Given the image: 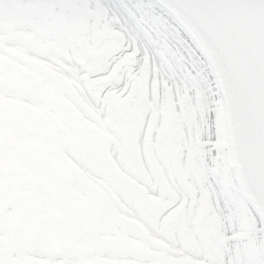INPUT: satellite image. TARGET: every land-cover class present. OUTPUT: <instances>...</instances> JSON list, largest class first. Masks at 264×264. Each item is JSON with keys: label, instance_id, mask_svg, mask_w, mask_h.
<instances>
[{"label": "rangeland", "instance_id": "obj_1", "mask_svg": "<svg viewBox=\"0 0 264 264\" xmlns=\"http://www.w3.org/2000/svg\"><path fill=\"white\" fill-rule=\"evenodd\" d=\"M7 8L19 13L11 5ZM189 41H184L186 72L191 81L188 91L204 102L203 113L212 112L217 98L207 81L211 76L205 74L209 65L199 47L194 48ZM198 49L201 71L191 62ZM101 62L95 61L98 65ZM7 72L6 67H0V264H54L55 260L62 264H224V257L231 252L224 220L208 202L203 208L196 210L194 203L187 209L169 192L163 176V170L170 169L193 193L194 185L208 175L200 159L204 148L193 144V132L184 130L179 159L165 134L157 138V143H152L149 135L145 160L131 156L117 129L112 128L108 134L93 120L91 130L78 129L69 138L54 132V98H38L41 89L37 83L8 77ZM19 92L24 97H13ZM140 95L131 105L129 113L133 115ZM157 101L155 98L148 103V114L166 115L179 127L196 117V113L181 116L176 110L163 113ZM172 136L174 140L177 137L176 133ZM228 148L225 144L220 152ZM111 149L116 150V158ZM121 153L131 157L128 172L117 163ZM66 154L89 170L94 181L86 180ZM218 161L223 165L222 153ZM233 183L242 197L235 177ZM243 200L237 212L238 223L247 226L252 236L232 242L245 247V240L264 238V227ZM134 207H150L164 214L157 236L167 244H180L181 253H174L153 238L134 217ZM127 211L132 213L131 218ZM246 261L259 264L248 256ZM230 264H235L234 258Z\"/></svg>", "mask_w": 264, "mask_h": 264}, {"label": "bare ground", "instance_id": "obj_2", "mask_svg": "<svg viewBox=\"0 0 264 264\" xmlns=\"http://www.w3.org/2000/svg\"><path fill=\"white\" fill-rule=\"evenodd\" d=\"M14 3L25 7L27 15L12 13L7 6ZM109 4V0H0V67H6L8 77L26 78L37 83L41 89L38 98L44 100L47 95L54 98V132H62L69 138L78 129L91 130V120L100 123L108 134L112 128L119 130L125 114H131V105L142 90H147L150 102L157 98L156 106L159 105L163 113L175 110L181 116L196 113L193 122L185 123L184 127L193 132V144L204 148L200 159L208 168V175L201 184L194 185L192 193L166 168L163 170L165 184L187 209L195 203L193 207L197 210L208 202L224 220L226 235L231 239V252L224 257V264H230L232 258L235 264H250L246 256L254 263L264 264V238L245 240V247L232 242L241 236L245 239L252 236L247 226L239 225L237 217L243 199L252 207L237 178L224 106L212 69L205 74L211 76V81L210 78L207 81L216 94L217 107L203 113L204 102L188 91L191 81L186 72L185 44L176 52L154 48L149 51L142 42L137 43L135 35L126 23L121 22L122 18L115 16ZM180 27L183 28L181 23ZM187 40L193 42L194 48L197 46L193 39ZM196 52L191 62L200 70L199 56L202 55L199 49ZM97 56L103 57L101 65L95 63ZM94 95H99V102L93 100ZM13 97L24 95L19 92ZM161 119L165 120V117ZM108 120L111 122L107 123ZM149 129L145 127L140 136L139 148L144 160ZM157 138V135H151L153 142ZM55 141L57 137H54ZM225 144L229 148L220 152ZM220 153L223 165L218 161ZM111 155L116 158V150L111 149ZM66 157L86 180L94 181L93 174L79 161L67 154ZM233 177L242 197L235 191ZM221 184L228 190L227 198ZM126 215L133 216L130 211ZM148 233L174 253H181L180 244H167ZM54 264L62 263L55 260Z\"/></svg>", "mask_w": 264, "mask_h": 264}, {"label": "water", "instance_id": "obj_3", "mask_svg": "<svg viewBox=\"0 0 264 264\" xmlns=\"http://www.w3.org/2000/svg\"><path fill=\"white\" fill-rule=\"evenodd\" d=\"M169 2L215 72L240 181L264 221V0ZM145 99L143 94L139 111ZM130 133L125 129L124 137ZM119 164L125 171L130 169L125 154ZM138 218L158 231L159 221L148 210Z\"/></svg>", "mask_w": 264, "mask_h": 264}, {"label": "snow or ice", "instance_id": "obj_4", "mask_svg": "<svg viewBox=\"0 0 264 264\" xmlns=\"http://www.w3.org/2000/svg\"><path fill=\"white\" fill-rule=\"evenodd\" d=\"M109 7L149 51L176 52L188 39L169 0H110ZM221 190L227 198L228 190L222 184Z\"/></svg>", "mask_w": 264, "mask_h": 264}, {"label": "flooded vegetation", "instance_id": "obj_5", "mask_svg": "<svg viewBox=\"0 0 264 264\" xmlns=\"http://www.w3.org/2000/svg\"><path fill=\"white\" fill-rule=\"evenodd\" d=\"M129 117H132L135 136L142 133V131L145 127H150L151 133L157 132V134H159L160 136H164V134H165L167 136V138L169 139L170 145L173 147V150L176 153H178V154L180 153L181 148L179 146L181 143H182V146L184 147V140L181 141V138L178 136L177 133H176L177 137L175 140H174V138H169L172 134V131L174 130V126L170 123V120L165 125L166 130H162L160 128L159 117H162V115L145 113V114H134V115H127L126 116V118H129ZM146 120H148L149 123H147ZM158 131H159V133H158ZM137 141H139V140H137ZM125 143H126L127 147H129V150L132 152V154H134V155L139 154V153H137L138 152V150L136 148L137 143H136L134 138H129Z\"/></svg>", "mask_w": 264, "mask_h": 264}]
</instances>
